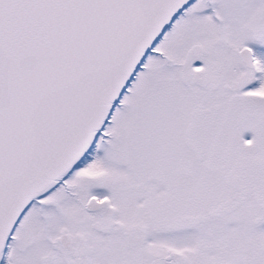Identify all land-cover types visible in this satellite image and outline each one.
Wrapping results in <instances>:
<instances>
[{
    "label": "snow or ice",
    "instance_id": "obj_1",
    "mask_svg": "<svg viewBox=\"0 0 264 264\" xmlns=\"http://www.w3.org/2000/svg\"><path fill=\"white\" fill-rule=\"evenodd\" d=\"M0 264H264V0H0Z\"/></svg>",
    "mask_w": 264,
    "mask_h": 264
}]
</instances>
